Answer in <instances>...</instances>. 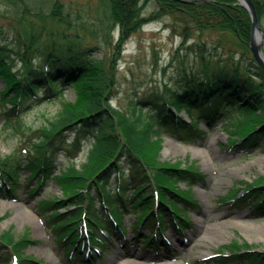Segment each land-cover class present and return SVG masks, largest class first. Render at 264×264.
I'll use <instances>...</instances> for the list:
<instances>
[{
	"label": "trees",
	"instance_id": "1",
	"mask_svg": "<svg viewBox=\"0 0 264 264\" xmlns=\"http://www.w3.org/2000/svg\"><path fill=\"white\" fill-rule=\"evenodd\" d=\"M9 1L10 15L0 21V121L16 133L20 153L14 164L0 153V194L18 198L24 188L37 197V212L72 263L89 262L87 241L104 245L114 234L125 236L128 214L137 218L139 237L141 226L150 224L148 244H157V235L171 225L180 234L191 226L188 212L197 205L193 189L207 176L192 160H160L164 134L189 141L203 133L200 120L214 126L223 119L232 128L230 149H264V67L249 46L250 13L238 0H154L156 8L149 13L152 0H98L91 27L84 21L74 26L61 0L49 11L34 10L25 0ZM254 2L262 19L264 0ZM169 16L172 31L182 38L179 48L187 53L179 57L172 81L143 95L128 114L112 104L119 90V60L135 33ZM206 32L213 37L204 38ZM101 41L109 52L99 57ZM68 87L76 89L75 101L65 97ZM57 99L61 107L44 114V123L23 120L34 102ZM70 132L77 134V146L81 136L93 134L79 166L57 163ZM49 180L62 193L40 197ZM245 183L241 192L235 188L220 201L263 218L264 178ZM81 223L90 230L81 231ZM36 242L27 230L19 236L11 229L0 231V264H50L24 255L26 246ZM209 261L264 264V251L233 240Z\"/></svg>",
	"mask_w": 264,
	"mask_h": 264
},
{
	"label": "rangeland",
	"instance_id": "2",
	"mask_svg": "<svg viewBox=\"0 0 264 264\" xmlns=\"http://www.w3.org/2000/svg\"><path fill=\"white\" fill-rule=\"evenodd\" d=\"M16 1L23 4L20 0ZM54 1L56 0H25L34 10L40 6L45 11H49ZM61 1L68 4L69 17L74 26H81V21L87 23L89 27L92 26L98 14L96 12L98 0ZM12 6L11 1L0 0L1 22L5 20L4 15H10V12L6 11ZM155 8L156 3L152 0L146 8V13ZM171 21L172 18L169 16L161 21L150 22L127 42L119 60V90L112 100V104L122 111L132 114L134 103L138 99L157 88L161 89L163 83L172 81L179 65V57L185 55L187 49L179 48L182 38L172 31ZM259 21L264 29V16ZM114 35L118 38V30ZM212 37L210 32L204 35L207 40ZM191 41L193 39L188 43ZM208 43L211 45L210 42ZM100 45L96 54L102 57L109 52V49L103 41ZM262 50L264 53V42ZM171 61L173 63L170 65ZM188 64L189 68L194 65L191 62ZM2 85L0 81V89ZM65 97L75 101L78 98L76 89L68 87ZM60 107L61 103L58 99L38 103L36 101L31 110L23 116V120L38 126L46 121L44 114L52 115ZM146 115L149 116V113ZM224 125L223 122H219L215 127H211L206 120H202L199 126L203 127L205 132L189 141H182L179 137L170 134L163 136V148L157 156L160 160H167L170 163L192 160L207 176L204 183L194 186L193 197L197 205L188 212L192 224L186 239L182 241L174 237L172 228L166 232L172 242L171 249L175 253H165V255L158 251L150 256L149 246H144L141 241L134 240L135 243L131 242L129 246H125L123 241H108V244L103 245L102 254L98 253L99 248L90 245L96 256H91L89 264H218L208 260L223 245L233 240L250 243L257 250L264 251V217H252L248 208H233L220 201L221 197L235 188L241 192L245 182L264 178V150L258 148L236 152L228 148L227 142L232 128ZM76 136L74 132L69 133L66 148L62 152V157L57 160L59 165L75 163L79 166L86 160L87 152L94 141L93 134L85 139L81 136V143L78 146L75 144ZM16 139V133L5 128L3 121H0V153L2 157L13 161V164L20 153L15 149ZM168 139L173 141L168 142ZM20 173H23V169ZM180 187L187 188V184L181 182ZM59 193H62L60 186L50 180V184L41 192L40 197ZM37 199L29 196L24 188L18 192L17 199L0 195V231L11 229L15 236H19L27 230L37 242L29 243L23 252L24 255H31L37 261L50 264H82L71 263L68 260L66 251L57 244L54 234L47 227L41 214L37 212ZM135 222L134 215L128 214L125 217L124 225L127 226V234L131 241L137 229ZM144 232L147 235L150 233L148 228H144Z\"/></svg>",
	"mask_w": 264,
	"mask_h": 264
},
{
	"label": "water",
	"instance_id": "3",
	"mask_svg": "<svg viewBox=\"0 0 264 264\" xmlns=\"http://www.w3.org/2000/svg\"><path fill=\"white\" fill-rule=\"evenodd\" d=\"M185 1V0H180ZM239 2L244 5L250 12L252 18V33L250 47L259 61V63L264 66V53L262 50V44L264 42V29L260 24L257 9L253 0H239Z\"/></svg>",
	"mask_w": 264,
	"mask_h": 264
},
{
	"label": "bare ground",
	"instance_id": "4",
	"mask_svg": "<svg viewBox=\"0 0 264 264\" xmlns=\"http://www.w3.org/2000/svg\"><path fill=\"white\" fill-rule=\"evenodd\" d=\"M173 140L172 139H168V142H172Z\"/></svg>",
	"mask_w": 264,
	"mask_h": 264
}]
</instances>
